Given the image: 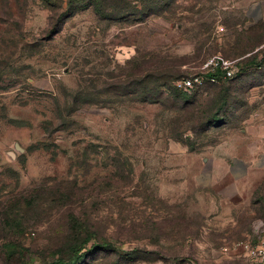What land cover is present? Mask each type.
Here are the masks:
<instances>
[{
	"label": "rangeland",
	"instance_id": "obj_1",
	"mask_svg": "<svg viewBox=\"0 0 264 264\" xmlns=\"http://www.w3.org/2000/svg\"><path fill=\"white\" fill-rule=\"evenodd\" d=\"M215 55L238 59L234 79L174 88ZM249 116L264 0H0V264L82 243L75 264H258L244 244L264 183L227 215L202 170L206 149L264 127Z\"/></svg>",
	"mask_w": 264,
	"mask_h": 264
},
{
	"label": "crops",
	"instance_id": "obj_2",
	"mask_svg": "<svg viewBox=\"0 0 264 264\" xmlns=\"http://www.w3.org/2000/svg\"><path fill=\"white\" fill-rule=\"evenodd\" d=\"M255 120L264 123V116H249L245 122L251 125ZM241 133V147L239 141L229 138L206 149L202 162V170L211 174L210 186L221 185V190L214 193L220 197L219 203L227 215L250 204L252 195L256 190L260 193L264 183V127L254 130L248 126ZM259 198L258 202L264 204V192Z\"/></svg>",
	"mask_w": 264,
	"mask_h": 264
},
{
	"label": "built area",
	"instance_id": "obj_3",
	"mask_svg": "<svg viewBox=\"0 0 264 264\" xmlns=\"http://www.w3.org/2000/svg\"><path fill=\"white\" fill-rule=\"evenodd\" d=\"M238 59H229L221 55L211 57L205 64L206 72L191 77H182L174 82L180 90L200 89L206 83H216L219 80H231L238 74ZM261 235L256 243H245L248 256L258 264H264V223L259 224ZM227 249V248H226Z\"/></svg>",
	"mask_w": 264,
	"mask_h": 264
},
{
	"label": "trees",
	"instance_id": "obj_4",
	"mask_svg": "<svg viewBox=\"0 0 264 264\" xmlns=\"http://www.w3.org/2000/svg\"><path fill=\"white\" fill-rule=\"evenodd\" d=\"M80 8L79 7H72L71 8V12H75V11H77V10H79ZM179 79V78H178ZM177 80V79H176ZM175 80V81H176ZM175 81H173V86H174V88L176 89V90H178V91H183V90H180V89H178L175 85H174V82ZM223 81H225V80H219L218 82H216V83H211V84H220L221 82H223ZM225 99V97L224 96H221L220 97V100L221 101H223ZM220 108H221V110L220 111H218V112H216L215 114H213L212 115V117L208 120L209 121V123L210 122H217V123H222V122H224L225 120H224V114H223V112H222V110L225 108V104H223V105H220ZM99 242V241H98ZM85 244L84 243H82L77 249H75L74 251H73V253L71 254V256L69 257V258H59V259H57L56 261H54V262H52V263H50V264H75L76 262H77V260L79 259V257L81 256V254L82 253H80V251H81V249H82V247L84 246ZM107 245H109V243L106 241V242H102V243H97V241H95V243L93 244V246H95V247H98V248H103V247H107ZM21 264H28V263H21Z\"/></svg>",
	"mask_w": 264,
	"mask_h": 264
},
{
	"label": "water",
	"instance_id": "obj_5",
	"mask_svg": "<svg viewBox=\"0 0 264 264\" xmlns=\"http://www.w3.org/2000/svg\"><path fill=\"white\" fill-rule=\"evenodd\" d=\"M17 148L20 149V151L23 150V148H22L19 144H17ZM10 155H11V157H13V158L16 156V154H15L14 152H10Z\"/></svg>",
	"mask_w": 264,
	"mask_h": 264
}]
</instances>
